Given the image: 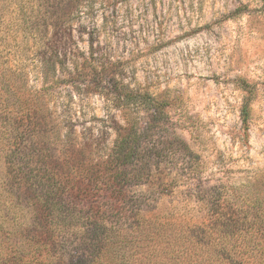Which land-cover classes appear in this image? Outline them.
Returning a JSON list of instances; mask_svg holds the SVG:
<instances>
[{
    "label": "rangeland",
    "instance_id": "374dc122",
    "mask_svg": "<svg viewBox=\"0 0 264 264\" xmlns=\"http://www.w3.org/2000/svg\"><path fill=\"white\" fill-rule=\"evenodd\" d=\"M27 1L39 47L20 54L31 73L35 54L59 61L41 130L73 199L188 225L218 200L264 212V0Z\"/></svg>",
    "mask_w": 264,
    "mask_h": 264
},
{
    "label": "trees",
    "instance_id": "16d2710c",
    "mask_svg": "<svg viewBox=\"0 0 264 264\" xmlns=\"http://www.w3.org/2000/svg\"><path fill=\"white\" fill-rule=\"evenodd\" d=\"M29 11L27 0H6V9L0 0V264H264V212H243L239 203L218 200L216 211L188 225L142 205L133 221L98 217L93 204L72 198L41 130L59 61L35 54L31 73L20 54L39 47L41 29ZM156 102L136 106L151 110ZM248 116L245 103L244 123ZM135 138L120 143V155H130Z\"/></svg>",
    "mask_w": 264,
    "mask_h": 264
}]
</instances>
